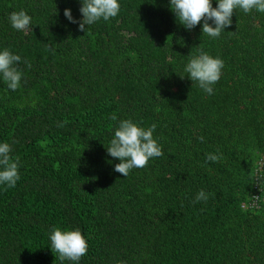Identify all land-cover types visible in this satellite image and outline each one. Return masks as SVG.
<instances>
[{"label": "trees", "instance_id": "16d2710c", "mask_svg": "<svg viewBox=\"0 0 264 264\" xmlns=\"http://www.w3.org/2000/svg\"><path fill=\"white\" fill-rule=\"evenodd\" d=\"M81 2L0 0V51L22 72L15 91L0 74V143L20 176L0 185V264H264V13L237 8L212 38L169 0H118L84 32L64 16L82 20ZM198 49L224 63L211 95L184 72ZM125 119L156 124L163 155L123 177L106 149ZM54 228L81 232L78 262L51 251Z\"/></svg>", "mask_w": 264, "mask_h": 264}, {"label": "clouds", "instance_id": "9594fccd", "mask_svg": "<svg viewBox=\"0 0 264 264\" xmlns=\"http://www.w3.org/2000/svg\"><path fill=\"white\" fill-rule=\"evenodd\" d=\"M79 11L82 20L77 22L73 19L70 9L64 10V16L71 23H78L81 31L86 30L85 26L92 25L103 19L108 21L116 17L120 10L118 0H83ZM170 10L175 14L177 20L184 28L191 30L203 20L201 32L212 38H218L222 31L231 24V17L235 9H242L248 13L255 9L264 13V0H217V6L212 7L211 0H169ZM212 24H209L208 21ZM11 27L17 31H24L31 25V17L23 10L12 12L9 15ZM214 25V27L212 26ZM199 55L190 58L184 68L188 78L196 82L198 86L209 95L213 94V85L218 82L224 63L219 58H213L206 52L198 49ZM21 61L19 55L4 49L0 51V74L8 89L15 91L20 87L22 72L16 67ZM24 63L30 68L31 64L25 60ZM183 78V77H181ZM110 120L116 121L115 114L110 115ZM66 123V122H63ZM61 123L58 126H63ZM156 124L144 129L137 126L131 120H120L115 127L114 136L106 149L109 156L118 159L120 162L114 166V171L126 177L130 170L143 168L148 164L150 158L163 155L161 147L153 138ZM203 141V137H199ZM12 149L8 143H0V185L7 188L15 187L20 179L18 163L12 161L10 153ZM222 156L208 153L206 162H217ZM210 194L203 190L199 191L193 203L207 201ZM50 249L57 254V258L78 262L88 249V244L77 230L61 231L54 228L49 235Z\"/></svg>", "mask_w": 264, "mask_h": 264}, {"label": "built area", "instance_id": "2783aa9c", "mask_svg": "<svg viewBox=\"0 0 264 264\" xmlns=\"http://www.w3.org/2000/svg\"><path fill=\"white\" fill-rule=\"evenodd\" d=\"M261 171H263V177H264V167H263V169Z\"/></svg>", "mask_w": 264, "mask_h": 264}]
</instances>
